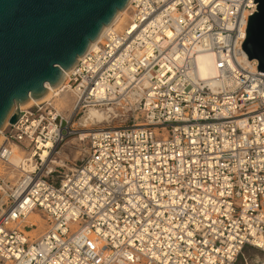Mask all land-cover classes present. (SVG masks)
Returning a JSON list of instances; mask_svg holds the SVG:
<instances>
[{
    "label": "built area",
    "instance_id": "built-area-1",
    "mask_svg": "<svg viewBox=\"0 0 264 264\" xmlns=\"http://www.w3.org/2000/svg\"><path fill=\"white\" fill-rule=\"evenodd\" d=\"M253 1L131 0L58 91L20 108L0 141V165L22 170L0 175V264H239L264 248V72L241 46ZM71 93V115L128 123L70 130ZM72 133L84 156L64 173Z\"/></svg>",
    "mask_w": 264,
    "mask_h": 264
},
{
    "label": "water",
    "instance_id": "water-1",
    "mask_svg": "<svg viewBox=\"0 0 264 264\" xmlns=\"http://www.w3.org/2000/svg\"><path fill=\"white\" fill-rule=\"evenodd\" d=\"M131 0H0V131L45 98ZM241 46L264 72V0Z\"/></svg>",
    "mask_w": 264,
    "mask_h": 264
},
{
    "label": "rangeland",
    "instance_id": "rangeland-1",
    "mask_svg": "<svg viewBox=\"0 0 264 264\" xmlns=\"http://www.w3.org/2000/svg\"><path fill=\"white\" fill-rule=\"evenodd\" d=\"M127 20H128V12L122 15V19L116 27L117 28L122 27L123 25H121V24H125L124 22H127ZM69 95L70 94L63 95L61 97L66 98V100H68L70 103L71 98ZM59 99H57V100H59ZM109 107H112V106H109ZM112 111L116 112V113H119L118 111L126 112L125 108L120 107V106L114 107V110H112ZM69 112L70 111H66L65 114L69 115ZM86 112L81 111L78 114L74 113L73 115H71L69 117L70 118V120H69V129L70 130H77V129H81V128H86L83 125L81 126V121L79 119L82 116H84ZM78 120H79V122H78ZM77 123H78V125H77ZM127 123H128V120L127 121L122 120L121 117H117L114 120H108L107 121L105 119L104 121H101V122H99V121L92 122L90 124H87V128L88 127L90 128L91 126H94V125L105 124V125L118 126V125H123V124H127ZM82 146H83V144H82V141L80 140V136H79V134H76V133H72L67 138L66 142L62 143L59 146L60 152L58 154V157L60 159L67 160V162H68V165H67L68 168L65 167L62 170L64 173L68 172L69 168L74 167L75 164L77 165L80 163V160L84 156V150H82ZM16 153H19V152H16ZM20 157H21V154H19V155L16 154L15 155L16 161H18L17 159H20ZM15 159H14V161H15ZM21 173H22L21 169H19V170H8V169H6L0 165V175L7 176V178H9V179H12L14 177H18L21 175ZM33 214L35 215L34 217L38 218L36 213H33ZM28 220H29V218H27L26 222H28ZM39 220L40 219L38 218V221ZM45 228H46V223L44 221L37 222V226L34 227L29 234L31 236L36 237L40 233H42V231ZM238 263L239 264H262V263H264V248H262L260 246L250 245V244L245 245L243 247V249L241 250L239 256H238Z\"/></svg>",
    "mask_w": 264,
    "mask_h": 264
},
{
    "label": "bare ground",
    "instance_id": "bare-ground-1",
    "mask_svg": "<svg viewBox=\"0 0 264 264\" xmlns=\"http://www.w3.org/2000/svg\"><path fill=\"white\" fill-rule=\"evenodd\" d=\"M129 7H130V3H129V5H128L127 7H125L124 9H122V10L118 13V15H117L116 18L114 19L113 23L110 24L109 26H107V27L104 29V31L101 33V35L98 37V39H97L96 41H94V42L91 44V47H93L97 42H99V41L102 39V37H103V35H104V33H105V30H106L107 28H109V27H111V26H117V25L119 24V22H120L121 19H122V15L128 12ZM124 23H126V22H124ZM121 25H124V24H121ZM119 28H122V27H119ZM91 47H90V48H91ZM210 61H211V58H207V59H205L204 61H202V63H201V68H202V71L204 72V74H206V73H208V72L210 71V68H209V62H210ZM73 70H74V69H71V70H67V71L65 72V77H64L63 81H62V82L60 83V85H58L57 87L52 88V87L47 83L46 86H47L48 90H50V91H49L48 95H47L45 98H43L42 100H45V99H47V98H50V96H52V94H53L55 91H58L59 88L65 83V81H66V79H67V76H68ZM69 96H70V98H71V102H70V103H69V101L66 100V98H64V97H60V99L57 100V101H58V102H57V106H58V108L61 110L62 114L65 115V116H67V117H70V116H71V114H72V113H71V110H72V107L74 106V102H75V101H74V94L71 93ZM30 100H31L32 102H31V104H30L29 106H31L32 104L36 103V101L34 100V98H30ZM40 101H41V100H40ZM27 107H28V106H27ZM25 108H26V107H25ZM22 109H23V108H22ZM66 111H70V112H69V115H66V114H65ZM107 113H108V110H101V109L90 108V109L85 113L84 116H82L81 118H79L80 121H81V126H82V125H83V126H87V124H90V123L95 122V121H99V122L104 121V120L107 118ZM78 122H79V120H78ZM77 125H78V123H77ZM3 131H4V129H2V130L0 131V141H1V136H2ZM87 131H88V128H83V129L80 131V135H83V134L86 133ZM59 152H60V151H59ZM16 154L19 155V154H21V152L19 151V153H16ZM16 154H15V155H16ZM15 155L12 157V162H13L14 164H18V163L20 162V160L22 159V154H21L20 159H17L18 161H16V159H15ZM14 159H15L16 162L14 161ZM33 213H36V214H37L38 218L40 219L39 221H38V218H37V217H34L35 215H34ZM28 218H29L28 222H29V223H32L33 225H35L36 222H42V221H43L42 216H41L39 213H37V212H32V213H30L29 216H28ZM262 264H264V263H262Z\"/></svg>",
    "mask_w": 264,
    "mask_h": 264
}]
</instances>
